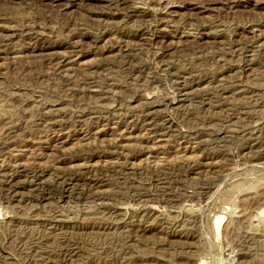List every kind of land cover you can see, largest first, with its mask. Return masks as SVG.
I'll return each instance as SVG.
<instances>
[{
  "label": "rangeland",
  "instance_id": "rangeland-1",
  "mask_svg": "<svg viewBox=\"0 0 264 264\" xmlns=\"http://www.w3.org/2000/svg\"><path fill=\"white\" fill-rule=\"evenodd\" d=\"M0 264H264V0H0Z\"/></svg>",
  "mask_w": 264,
  "mask_h": 264
},
{
  "label": "bare ground",
  "instance_id": "bare-ground-1",
  "mask_svg": "<svg viewBox=\"0 0 264 264\" xmlns=\"http://www.w3.org/2000/svg\"><path fill=\"white\" fill-rule=\"evenodd\" d=\"M215 225H216V228H218V226H219V222L217 221V222L215 223Z\"/></svg>",
  "mask_w": 264,
  "mask_h": 264
}]
</instances>
